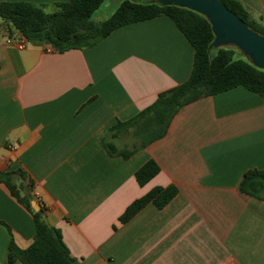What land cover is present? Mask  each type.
<instances>
[{"label": "crops", "instance_id": "obj_1", "mask_svg": "<svg viewBox=\"0 0 264 264\" xmlns=\"http://www.w3.org/2000/svg\"><path fill=\"white\" fill-rule=\"evenodd\" d=\"M67 1L0 4L52 13ZM114 1L97 10L99 21ZM236 1L264 26V0ZM20 36L0 25V172L32 183L21 196L44 209L79 264H264V201L238 189L244 173L264 169L262 97L243 87L203 97L180 108L162 138L128 159L110 156L104 140L139 145L132 129L111 139L112 127L189 78L186 37L164 15L62 53L21 49ZM148 160L159 172L140 187L134 173ZM168 186L177 193L162 209L150 203L120 223L134 200ZM34 234L31 213L0 183V264L10 240L26 249Z\"/></svg>", "mask_w": 264, "mask_h": 264}, {"label": "trees", "instance_id": "obj_2", "mask_svg": "<svg viewBox=\"0 0 264 264\" xmlns=\"http://www.w3.org/2000/svg\"><path fill=\"white\" fill-rule=\"evenodd\" d=\"M251 30L264 36V26L252 20L244 7L236 0H219ZM105 0H68L57 5V10L47 13L40 7L27 3L0 4L3 23L19 33L28 43L45 46L59 53L71 49H83L95 45L118 27L138 21L167 16L186 37L194 49L193 67L189 78L182 84L157 96L152 105L125 122H118L109 131L115 139L122 132L132 129L139 145L132 149L118 148L104 140L102 145L108 155L128 159L139 149L162 138L174 115L183 106L203 97L212 96L236 87L258 94L264 99V70L253 67L249 61L236 55L234 48L213 49L214 39L207 20L185 8L163 6L154 0H120L117 8L102 21H94L93 14ZM159 172L157 164L148 160L134 173L137 184L142 187ZM24 179L21 172H0V183L6 185L12 196L32 215L35 234L26 249H19L9 241L6 264H79L69 253L61 233L49 225L44 209L35 212L27 194L21 196L27 186L17 183ZM238 189L241 193L264 201V169L244 173ZM173 186L153 188L144 196L128 205L120 216V223L128 222L147 204L162 209L176 195Z\"/></svg>", "mask_w": 264, "mask_h": 264}, {"label": "water", "instance_id": "obj_3", "mask_svg": "<svg viewBox=\"0 0 264 264\" xmlns=\"http://www.w3.org/2000/svg\"><path fill=\"white\" fill-rule=\"evenodd\" d=\"M154 1L163 6L185 8L203 16L211 26L214 37L211 44L213 49L233 46L253 67L264 70V36L251 30L219 0ZM32 209L35 212L39 210L35 202H32Z\"/></svg>", "mask_w": 264, "mask_h": 264}, {"label": "rangeland", "instance_id": "obj_4", "mask_svg": "<svg viewBox=\"0 0 264 264\" xmlns=\"http://www.w3.org/2000/svg\"><path fill=\"white\" fill-rule=\"evenodd\" d=\"M108 1L109 0H105V2L100 6V8L99 9H102V11H103V9H106V4L108 3ZM119 1L120 0H118L117 1V3L115 2H113V4H111V7L107 10V12L105 13V14H107V16H109V15H111L112 14V12H114V10L117 8V6H118V3H119ZM102 14H103V12H102ZM99 13H98V11H96L94 14H93V20L94 21H99L100 19H99ZM103 20V19H102ZM3 24V21H2V19L0 18V25H2ZM224 48H234L233 46H227V47H224ZM235 49V52H236V55L237 56H240L241 58H243V59H245L246 60V58L242 55V53L240 52V51H238L236 48H234ZM131 138V139H130ZM132 140V137L131 136H128V138L126 139L127 141L126 142H128L129 140ZM124 141H125V139H123ZM123 140H121V141H117V145L119 146V145H122L123 143H126V142H123ZM107 141H109V140H107ZM130 142V141H129ZM131 148V147H130Z\"/></svg>", "mask_w": 264, "mask_h": 264}, {"label": "built area", "instance_id": "obj_5", "mask_svg": "<svg viewBox=\"0 0 264 264\" xmlns=\"http://www.w3.org/2000/svg\"><path fill=\"white\" fill-rule=\"evenodd\" d=\"M8 42H10V41H8ZM16 44H17L21 49H23V48L26 46V44H27V40H26L25 38H23L22 36H20V37L17 38V42H16ZM47 50L49 51L50 49L48 48ZM50 51H51V50H50Z\"/></svg>", "mask_w": 264, "mask_h": 264}]
</instances>
